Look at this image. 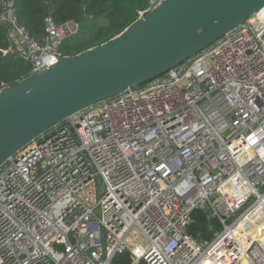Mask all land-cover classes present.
Listing matches in <instances>:
<instances>
[{
    "label": "built area",
    "instance_id": "2783aa9c",
    "mask_svg": "<svg viewBox=\"0 0 264 264\" xmlns=\"http://www.w3.org/2000/svg\"><path fill=\"white\" fill-rule=\"evenodd\" d=\"M0 5L5 52L27 76L65 56L75 21L48 15L35 38ZM194 209L219 219L212 239L189 232ZM125 251L127 264H264V6L0 166V264H116Z\"/></svg>",
    "mask_w": 264,
    "mask_h": 264
},
{
    "label": "water",
    "instance_id": "95a60500",
    "mask_svg": "<svg viewBox=\"0 0 264 264\" xmlns=\"http://www.w3.org/2000/svg\"><path fill=\"white\" fill-rule=\"evenodd\" d=\"M264 6V0H161L105 42L0 92V166L32 138L99 100L191 57Z\"/></svg>",
    "mask_w": 264,
    "mask_h": 264
},
{
    "label": "trees",
    "instance_id": "16d2710c",
    "mask_svg": "<svg viewBox=\"0 0 264 264\" xmlns=\"http://www.w3.org/2000/svg\"><path fill=\"white\" fill-rule=\"evenodd\" d=\"M148 5L149 0H12L18 21L35 38L45 35L48 15L57 24L77 23V29L63 39L61 49L64 55H75L112 38L133 23ZM8 45L6 26L0 21V85L24 78L31 67L22 56L5 52ZM221 227L217 217L208 218L207 211H192L189 232L197 239L208 241ZM130 260L127 251L113 257L116 264H127Z\"/></svg>",
    "mask_w": 264,
    "mask_h": 264
},
{
    "label": "rangeland",
    "instance_id": "374dc122",
    "mask_svg": "<svg viewBox=\"0 0 264 264\" xmlns=\"http://www.w3.org/2000/svg\"><path fill=\"white\" fill-rule=\"evenodd\" d=\"M71 27H72V28L74 27V23L71 24Z\"/></svg>",
    "mask_w": 264,
    "mask_h": 264
}]
</instances>
